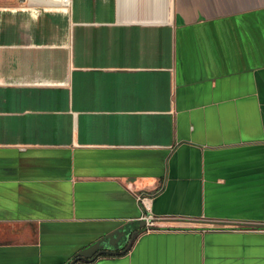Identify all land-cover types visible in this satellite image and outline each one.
<instances>
[{
	"label": "crops",
	"instance_id": "1",
	"mask_svg": "<svg viewBox=\"0 0 264 264\" xmlns=\"http://www.w3.org/2000/svg\"><path fill=\"white\" fill-rule=\"evenodd\" d=\"M65 1L0 0V264H264V0Z\"/></svg>",
	"mask_w": 264,
	"mask_h": 264
},
{
	"label": "water",
	"instance_id": "2",
	"mask_svg": "<svg viewBox=\"0 0 264 264\" xmlns=\"http://www.w3.org/2000/svg\"><path fill=\"white\" fill-rule=\"evenodd\" d=\"M182 221V220H178ZM145 227V221L139 220V228ZM241 227L244 228H259L263 226H256V225H242ZM264 228V227H263ZM128 236H125L122 232L121 228L118 232H112L105 236H102L98 240H96L94 243H92L90 246L82 249L81 251L77 252L72 258L71 262L69 264H74L76 262H88L97 256L101 255H109V254H115L117 251V244L121 243L123 241L122 239L126 240ZM131 239H129L128 245L130 243ZM126 245V248L128 247Z\"/></svg>",
	"mask_w": 264,
	"mask_h": 264
},
{
	"label": "built area",
	"instance_id": "3",
	"mask_svg": "<svg viewBox=\"0 0 264 264\" xmlns=\"http://www.w3.org/2000/svg\"><path fill=\"white\" fill-rule=\"evenodd\" d=\"M151 217L150 216H144L141 218V220L145 221V224H146V228L149 227L148 225L151 224Z\"/></svg>",
	"mask_w": 264,
	"mask_h": 264
},
{
	"label": "trees",
	"instance_id": "4",
	"mask_svg": "<svg viewBox=\"0 0 264 264\" xmlns=\"http://www.w3.org/2000/svg\"><path fill=\"white\" fill-rule=\"evenodd\" d=\"M73 258H71L66 264H69ZM92 261V260H91Z\"/></svg>",
	"mask_w": 264,
	"mask_h": 264
},
{
	"label": "bare ground",
	"instance_id": "5",
	"mask_svg": "<svg viewBox=\"0 0 264 264\" xmlns=\"http://www.w3.org/2000/svg\"><path fill=\"white\" fill-rule=\"evenodd\" d=\"M65 3H67L65 0H64Z\"/></svg>",
	"mask_w": 264,
	"mask_h": 264
}]
</instances>
